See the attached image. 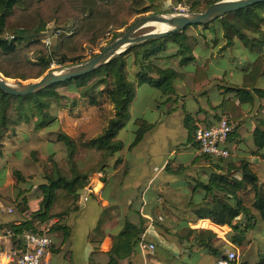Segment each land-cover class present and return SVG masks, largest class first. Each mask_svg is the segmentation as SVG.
I'll list each match as a JSON object with an SVG mask.
<instances>
[{"label":"trees","instance_id":"16d2710c","mask_svg":"<svg viewBox=\"0 0 264 264\" xmlns=\"http://www.w3.org/2000/svg\"><path fill=\"white\" fill-rule=\"evenodd\" d=\"M166 1L0 0V74L7 79L26 82L37 80L47 73L55 58L61 66L85 62L97 55L84 58L82 52L86 46L96 47L109 33L112 37L108 40L106 44L108 45L137 20L164 13L159 2ZM217 1L220 0H170L172 4L187 8L188 12H203ZM47 24H51L52 31H61V35L54 39L57 40L56 44L54 45L53 40L50 48H46L42 42L47 34ZM189 29L195 30L196 34L188 32ZM207 31L213 34L214 46L221 35L225 48L232 47L236 37L244 42H250L251 48L255 46L260 48L248 66L243 87H225L223 93L227 98L220 106L215 107L221 110V115L225 114L229 117V124L233 127L228 136L227 143H229L236 136L240 121L245 115L240 104L252 102L253 95L264 98V90L253 88L249 91L245 88L248 83L254 85L257 79L264 76V2L226 14L206 26H190L165 38L133 47L86 76L53 85L34 95L17 97L0 91V162L10 156L13 158L10 159L11 161H19L23 150L7 153L5 151L7 143L16 144L17 137L20 133L24 134L27 129H31L32 133L50 129L57 121L56 109L60 112L65 110L70 112L78 104L87 108L102 109L101 99L105 97L114 110V115L109 119L103 133L88 141L75 140L61 131L49 132L55 138V142L65 147L66 166H58L53 159L54 155L47 154L44 157L46 165L42 171L41 182L28 181L19 169L12 170L17 207L21 211L28 207L26 193L34 189L39 201L29 217L19 221L18 225L14 223L6 225L7 230L4 234H11L12 241L20 240L21 235L26 231L37 232L33 221H38L39 224H51L49 234L61 230V227L55 226L52 221H60L68 215L69 210L78 203L81 192L88 186L93 175L104 172L109 158L123 148V143L116 141L115 138L129 119V107L135 97L134 84L149 85L163 93H170L173 91V83L179 80L193 93L204 91L210 84V74L206 66L198 65L193 71L187 72L182 68L195 61L194 53L202 41L206 42V37L202 33ZM245 34L260 39H249ZM171 47L176 49L175 53L164 56ZM57 53L60 54L59 57L56 56ZM29 54L32 55V59L28 57ZM169 58H174L177 65L163 62ZM129 64L134 68L133 84L127 81L126 68ZM58 89L77 94V98H69L64 94L65 92H58ZM216 117L218 118V115ZM215 123L207 124L205 127H211ZM184 125L188 132V140L195 142L193 135L196 127L190 114L185 115ZM133 126V140L129 148L137 146L154 124L135 119ZM253 139L258 150L264 148V130L257 128L253 133ZM78 144L102 154L103 160L96 168L92 167L87 172L81 171L74 159ZM193 144L197 146L196 142ZM38 156V151H32L30 154L32 162L40 161ZM200 160L210 165L208 180L194 179L191 188L196 193L195 199L188 202L193 216L180 219L182 224L173 235L181 244H185L183 249L187 252L202 251L218 259L223 252L221 253L214 246V242L218 239L216 232L210 229L192 230L188 224L209 220L216 226L228 227L232 232L227 236L228 240L236 247L242 245L243 236L249 231L260 228L264 235V183L260 182L257 166L254 163L241 161L235 168L229 160L223 161L226 163L223 164L222 161L202 154L193 160V163ZM102 162L105 164L100 167ZM120 162L121 160H118V163ZM186 169L188 167L179 166L174 170L168 163L165 172L178 176ZM220 171L222 173H219ZM201 191L204 193L198 197ZM102 224L103 221L100 220L94 230L97 241L98 238H103ZM160 227L163 228L162 225ZM62 229L65 232L66 228ZM144 230L142 220L139 224L125 220L121 230L113 236L110 249L102 253L96 247L90 254L89 262L132 264L130 259L139 252L138 244ZM164 230L168 232L165 227ZM157 246L165 250L160 242H157ZM255 264H264V254Z\"/></svg>","mask_w":264,"mask_h":264},{"label":"crops","instance_id":"0c3cea01","mask_svg":"<svg viewBox=\"0 0 264 264\" xmlns=\"http://www.w3.org/2000/svg\"><path fill=\"white\" fill-rule=\"evenodd\" d=\"M233 62L235 63V60H233ZM218 71L222 77H225L226 71L224 68H218ZM209 74L210 84L206 89H204V91L196 92V97H198L200 93L202 97H206L209 86L214 80L210 72ZM246 74L247 70L242 76V79H239V83H241L240 85H219L218 90L224 97H222L221 101L214 106H204L203 108H192L190 110L186 109L184 100L179 99L180 96L174 93L176 86L173 85L172 92L163 93L162 95L167 97L165 98L167 101L172 102L171 106L165 111H160L157 109L155 106L156 102L154 103V106L152 105L153 107H150L149 109L145 108L144 110L140 111L135 119L148 121L146 119L147 117H145V112L146 110H149V113H152L153 115V119L151 120L150 124H154V127L148 131L144 135L142 141L133 148H129V145L133 140L132 135L131 139H129L127 143L120 141L123 143V148L113 157L109 158L107 162L109 164L107 165L105 171L94 174L88 186L81 192L76 206L72 207L69 210L68 215L62 220H56L57 222L55 223V226H60L61 230L53 231L49 234L51 238V247L48 251L49 264H77L76 261L73 263L74 246L72 235L78 226H81V228L85 226L81 234V244L83 245L82 250L86 251V253L82 255V264H96L94 262H89L90 254L96 247H98L99 251L102 253L107 252L111 247L113 236L121 230L122 224L125 220H128L132 224H139V222L142 220L145 230L139 244L141 242H148L154 244L155 246L152 254H146L139 250L138 244L139 252L130 259L132 264H163L159 260L160 254L162 256H168V258L170 257V259H173V261L175 260L178 262V264H199L195 260L192 261V263L180 261L179 257L182 255H188V257H191L197 253L203 252H187L183 249L185 244H181L176 236L173 235L178 231L179 226L182 224V221L180 220L181 217L190 218L193 216V213L189 208L190 205H186V207H188L186 208L185 204H183H188V202L195 199L194 197L196 193L193 192L192 188L190 190L188 188L192 186L194 179L199 178L202 181H207L209 172L211 171L210 165L203 160L193 163V160H196V158L199 157L200 152L198 147L194 146L193 143L195 142H190L188 140V132L184 125V119L186 114H190L193 118V124L195 127H205L207 124L217 122L219 116L221 115V110L217 108L215 109V107L220 106L223 100L227 98V95L223 93L224 88H242L243 80ZM260 79H264V76L257 79V81ZM257 81L254 85L248 83L245 88L249 91H251L253 88L264 90V88L256 87ZM222 83L225 82L222 81ZM184 86L185 85L182 82V85L179 84L177 90L180 91L182 88H184ZM184 97L185 96L182 95V98ZM194 100L196 99L194 98ZM132 104L133 103L130 104L129 111L132 109ZM240 107L245 115L240 121L241 123L236 131V136H234V138L229 141V143H227L230 155L226 160H229V163L234 164L235 168L239 166V162L241 161L254 163L257 166L258 175L259 168L261 166L264 168V148L258 150V147L254 143L253 133L257 128L264 130V125L258 126L256 123V120L261 121L260 115H264V98H259L256 95H253L252 102L242 103L240 104ZM216 115H218V118ZM147 146H149L151 149L146 148ZM166 147H169V149H166ZM242 147L245 149H242ZM155 150L160 152L162 151V154H164L160 157L157 163L154 158L156 156ZM7 159L8 158H6L4 161H7ZM118 160H121V162L118 163ZM6 163L7 162H3L2 166L0 167V169L2 168L0 170L2 171V174L6 169ZM168 163L174 170H177L179 166H183L184 168L188 167L184 173L180 174L184 176V180H186L185 184L187 185H185V187H179L176 192L170 191L169 194L166 192L162 193V191L163 189L168 190L170 188L169 179L175 178L177 176L165 172V167ZM223 164L226 163L223 162ZM139 172L146 174L147 177L139 176ZM219 173L222 172L220 171ZM162 175L166 178H164L161 183L156 184V195L153 193L154 201H149L147 197L149 196L150 198L151 195H148V193L154 190V183H156L158 178ZM129 178H137V181L133 182V184H137L136 190L140 191L141 187L143 186V190L141 191V194H139L140 206L135 209V211L132 210L133 203L131 200L123 201L121 204H111L112 202L108 199L110 198L109 196L107 198H102V193L108 180L114 179L117 181V186L121 191H123L126 189L127 180ZM102 179H104L103 182ZM261 183H264V181ZM181 188H184L185 191L182 192L180 190ZM199 196L201 195L198 194V197ZM111 198H113V196H111ZM92 202H95V204L98 206V209H96V213L94 215L96 220L94 227H91V223H87V221L84 219L78 220V216L81 213H84L85 216H87V214L89 215V212L92 213V204H94ZM4 204H2L3 207H8V205ZM115 209L121 211L119 215L115 214ZM104 210H110V216L113 219L103 222L101 226L103 238L100 237L98 238L99 241H97V236L94 234V230L98 226L99 221L102 220L101 215ZM131 211H133V213L130 214ZM24 215L25 213H22L20 218H11L9 214H6L0 210V234L6 232V225L10 223L18 225L19 221L25 219L26 216ZM157 223H160L163 228L158 226ZM33 226L35 227L34 224ZM63 227L66 228L65 232L62 229ZM164 227L168 229V232L165 230L163 231ZM188 227L192 230L210 229L217 234L229 229L228 227L216 226L209 220H199L196 223H189ZM64 233L66 236H64ZM54 234H56V237H53ZM217 237L225 241L224 237ZM66 238L69 240L66 241ZM157 242H160V244L163 245V248L168 251L162 250L160 247H158ZM14 244V241L10 240L6 243V248H12L14 247ZM227 245L231 246L229 243ZM86 257L87 259L84 261V258ZM216 260L217 257H214L212 264H215ZM124 264H127V262H124Z\"/></svg>","mask_w":264,"mask_h":264},{"label":"rangeland","instance_id":"374dc122","mask_svg":"<svg viewBox=\"0 0 264 264\" xmlns=\"http://www.w3.org/2000/svg\"><path fill=\"white\" fill-rule=\"evenodd\" d=\"M159 4L162 5L164 13H183L188 12L187 8L176 6L175 4H172L170 0H167L166 2H159ZM158 5V4H156ZM153 28H144L141 31L137 33V35L144 34L146 32L152 31ZM203 31V30H202ZM188 32H191L192 34H196V31L193 29H189ZM206 37V42L202 41L201 45L198 46L196 49L194 55H195V61L193 63H188L186 66H184L182 69L187 71H193L198 65H205L207 70L211 73L212 78L214 79L212 84L209 86V90L206 94V97H202V95H198L196 97L197 93H193L190 91L189 88H182L180 91L177 90L179 84L182 85L181 81H175L173 83L175 87L174 93L178 96H180L179 99L184 100V105L186 109H199L203 108L204 106H211L219 103L222 99V96L218 90L219 85H229V84H236L240 85L239 79H242V76L246 73V70L249 66V64L252 62L254 57L258 54L260 51V48L258 46H255L251 48L249 45L250 42H244L239 37L234 38L233 40V46L225 48L224 42L220 39L216 42V45L214 46L213 42V34H211L209 31L202 33ZM111 34H106L105 38L102 42H100L96 47H90L86 46L84 51L82 52V55L85 56L84 58L88 59L94 54H98L102 48L107 44L108 40L111 38ZM246 38L252 39L257 38L260 39L257 36L251 35V34H245ZM57 40H54V45L56 44ZM176 49L174 47L168 48L164 56H170L171 54H174ZM264 51V48H263ZM57 57L60 56V54H56ZM28 57L32 59V55L29 54ZM131 57V56H130ZM172 58V57H171ZM165 59L163 62L166 64H173L174 66L177 65V62L175 59ZM57 58H55V61L50 64L49 71L56 70L65 66H61L56 62ZM235 60V63L233 62ZM71 66V65H66ZM218 68H224L226 71L225 77H222L221 74L218 71ZM128 73V82L134 83V68L127 66L126 68ZM48 71V72H49ZM35 80H30L26 82H32ZM224 81L225 83H222ZM235 81V82H234ZM135 87V93L136 97L133 100L132 109L131 111H128L129 119L126 122L125 127L120 130L117 133L116 140L122 141L123 143H127L129 139H131V135L133 136V120L137 115L140 113V111L144 110L145 108H150L154 106V103L156 102V107L160 111H165L168 107L171 106L172 102L167 101L165 98L166 96H162L163 92L159 89L152 88L149 85H142L137 86L134 84ZM256 87L264 88V79H260L256 83ZM65 92L64 94L68 96L69 98H77V94H74L72 92H66L64 89H58V92ZM182 95L185 97L182 98ZM226 96V95H225ZM162 97V99H161ZM176 97V96H175ZM194 98L196 100H194ZM103 105L102 109L100 108H87L85 106H82L78 104L72 111H62L60 112L59 109H56L55 116H56V123L47 130L32 133L30 131L31 129L25 130V133H20V136L17 137V143L12 145L7 143L5 151L7 153H10L14 150H23L21 153V156L19 161H11L13 158L10 156L8 157L7 161L2 160L6 163V169L1 173L0 171V202L2 204H6L9 207L14 209L13 214H9L11 218H20L22 213H25V218L30 216V212L35 209V207L38 205V201L36 198V195L34 193L35 189L31 192L26 193V197L28 198L29 205L28 207L21 211L17 207V200L15 197V187H14V176L12 173V170L19 169L21 171V174L24 176V178L28 181H32L33 183L41 182L42 177V171L44 170V166L46 165L45 156L47 154H53V159L57 162L58 166L64 165L66 161V155L67 152L65 150V147L61 143L55 142V138L50 135L49 132H56L61 131L65 134H67L69 137L84 142L88 141L90 139L96 138L100 134L103 133L104 129L106 128V125L110 118L114 115L113 106L111 103L103 97L102 99ZM207 100V101H206ZM179 101V100H178ZM183 103V102H182ZM209 104V105H207ZM153 105V106H152ZM151 110V109H150ZM146 119L149 121H146L147 123H150L153 119L152 113H149V110H146ZM133 117V118H132ZM261 121L256 120L257 125H264V115H260ZM133 139V138H132ZM246 146V145H244ZM146 148L151 149L149 146ZM156 148V147H155ZM154 149V148H153ZM166 149H169V147H166ZM242 149H245L242 147ZM32 151H38L39 156L37 158H40L41 160L38 162H32V158L30 157V154ZM155 161L156 163L160 159V157L164 154H162V151H156ZM11 154V153H10ZM11 159V160H10ZM75 163L79 165V167L82 169V172H87L90 170V168H96L99 165V162L103 160L102 154L96 153L92 149H86L82 147L81 145H77V154L74 156ZM226 160V159H225ZM220 160V161H225ZM15 162V163H13ZM2 163L0 162V167L2 166ZM107 163V162H106ZM105 163H101L100 167L104 165ZM109 164V163H107ZM2 169V168H1ZM0 169V170H1ZM15 169V170H16ZM139 176L147 177L146 174H143L139 172ZM258 176L260 179V182L264 181V168L261 166L259 168ZM165 176H161L158 178L156 183H154V190L148 193V195H151L147 197L149 201H154L153 193L156 195V184L161 183ZM136 179V180H135ZM141 179V178H140ZM170 185L169 189H163L162 193L166 192L169 194L170 191L176 192L179 187H185L186 180H184V176L178 175L175 178H170ZM137 181V178H129L127 180L126 189L121 191L120 188L117 186V181L114 179L108 180L106 182V187L102 193V198H108L112 203L111 204H121L123 201L131 200L133 203L132 210L135 211L140 206V195L141 191L143 190V186L141 187L140 191L136 190L137 184H133V182ZM23 187V186H22ZM164 188V187H163ZM189 190L191 187L188 188ZM182 192L185 191L184 188L180 189ZM23 192V191H22ZM204 191H201L199 195H202ZM166 194V195H167ZM113 196V198H111ZM19 201V200H18ZM179 202V201H178ZM92 213L89 212V215H84V213H81L78 216L79 219H84L87 221V223H91V227H94L96 224L95 220V213L96 209H98V206L95 204V202H92ZM4 204V205H5ZM185 204L186 203H183ZM188 208V207H186ZM205 211V210H204ZM115 214L119 215L120 210H114ZM101 213V212H100ZM133 213V211L130 212V214ZM23 218V217H21ZM186 218V217H181ZM191 218V217H190ZM101 219L103 222H107L112 220L113 218L110 216V210H104ZM33 224L35 226H38V221H33ZM158 224V223H157ZM83 225V224H82ZM158 226H160L158 224ZM85 227V226H84ZM84 227L81 228V226H78L76 231H74L72 235V241H73V263L76 261L77 264H82V255L86 253V251H83V245L81 244V234L84 230ZM221 232V231H220ZM232 232L230 229H226V231H222L220 234H217V236L224 237L225 241L222 239H217V241L214 242V246L219 249V251L224 252L226 249H232L237 253L238 259L240 263L247 262L251 264H255L258 262L261 258V255L264 254V235L261 233V229L256 228V230L249 231L243 236V243L240 247L233 246L232 243L228 240V235ZM53 237H56V234L53 235ZM66 241L69 239L66 238ZM231 244V246L227 244ZM227 246V247H226ZM149 256V255H148ZM214 255H205L204 253H197L191 257H188V255H182L180 256V261H185L192 263V261H196L199 264H212V260L214 259ZM87 257L84 258V261H86ZM190 259V260H189ZM159 260L163 264H178L175 260L168 258V256H162L159 255ZM195 262V263H196Z\"/></svg>","mask_w":264,"mask_h":264},{"label":"water","instance_id":"95a60500","mask_svg":"<svg viewBox=\"0 0 264 264\" xmlns=\"http://www.w3.org/2000/svg\"><path fill=\"white\" fill-rule=\"evenodd\" d=\"M263 2L264 0H220L211 4L203 12L159 13L143 17L133 23L125 32L115 37L97 55L85 62L51 70L32 82L15 81L4 78L0 74V91L6 95L17 97L34 95L53 85L86 76L133 47L151 40L165 38L190 26H206L226 14ZM175 5L178 6V4ZM156 26L165 30L158 31L153 28ZM144 28H153V30L137 35Z\"/></svg>","mask_w":264,"mask_h":264},{"label":"built area","instance_id":"2783aa9c","mask_svg":"<svg viewBox=\"0 0 264 264\" xmlns=\"http://www.w3.org/2000/svg\"><path fill=\"white\" fill-rule=\"evenodd\" d=\"M47 34L42 40L46 48H50L54 39L61 35L60 30L52 31L51 24L46 25ZM233 127L229 124V117L225 114L219 116L217 122L211 127L197 126L194 132V141L202 155L214 160H225L230 152L227 148V140ZM0 210L6 214H12L14 209L3 207ZM57 221H52L55 224ZM37 232L26 231L20 240H14V247L7 249L6 243L11 240V234H0V264H49L48 251L51 247L49 227L51 224H37ZM19 240V242H18ZM154 244L141 242L139 250L142 253L152 254ZM215 264H240L237 253L232 249H226L216 260Z\"/></svg>","mask_w":264,"mask_h":264},{"label":"bare ground","instance_id":"6f19581e","mask_svg":"<svg viewBox=\"0 0 264 264\" xmlns=\"http://www.w3.org/2000/svg\"><path fill=\"white\" fill-rule=\"evenodd\" d=\"M154 29H157L158 31H163V30H165L164 28H162V27H159V26H156V27H153Z\"/></svg>","mask_w":264,"mask_h":264}]
</instances>
